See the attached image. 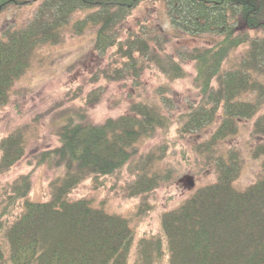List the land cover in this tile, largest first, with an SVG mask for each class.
Here are the masks:
<instances>
[{
  "label": "trees",
  "instance_id": "obj_1",
  "mask_svg": "<svg viewBox=\"0 0 264 264\" xmlns=\"http://www.w3.org/2000/svg\"><path fill=\"white\" fill-rule=\"evenodd\" d=\"M144 1L0 0V13L10 6L37 4L24 25L7 29L0 37V105L27 70L34 50L58 43L69 29L76 35L92 29L93 49L104 53L116 47L115 58H126L123 66L130 69H142L148 61L169 80L185 77L187 69L179 59L171 54L161 57L151 48L152 35L133 32L121 39L118 27ZM150 1L160 2L165 10L167 27L173 31L169 40L208 38L181 53L193 67L191 80L199 100L175 117L160 104L137 101L102 123L84 120L86 107L73 110L59 126L57 146L42 151L35 164L62 170L63 175L50 183V198H28L31 172L11 183L9 205L19 211L8 221V205L0 210V264H264V143L247 148L250 158L260 161L263 155V160L260 175L241 190L233 183L245 154L237 146L222 150L220 144L238 134L245 125L242 121L264 105V0ZM79 11L84 16L72 21ZM242 45L247 48L235 66L223 71L232 51ZM101 72L107 80L122 75L115 67ZM88 96L84 105L100 98L99 93ZM217 115L218 125L195 151L208 160L216 180L163 212L158 234L136 241L127 218L93 206L86 197L69 198L84 179L97 186L101 176L137 166L133 160L138 140L164 135L173 125L182 136L200 131L213 125ZM253 132L254 137H264V112L254 121ZM24 150L18 131L0 139V172L18 162ZM147 180L133 185L132 193L144 191L151 184Z\"/></svg>",
  "mask_w": 264,
  "mask_h": 264
},
{
  "label": "rangeland",
  "instance_id": "obj_2",
  "mask_svg": "<svg viewBox=\"0 0 264 264\" xmlns=\"http://www.w3.org/2000/svg\"><path fill=\"white\" fill-rule=\"evenodd\" d=\"M36 7L37 4L10 6L3 10L0 13V37L5 30L24 25L33 16ZM83 16V12H76L72 21ZM167 22L161 3L147 0L141 2L118 27V31L121 39L133 32H138L140 37L152 35L155 41L151 42V48L161 57L171 54L187 69L186 76L176 80H169L148 61L137 71L128 68V65L123 66L127 60L115 58L116 47L104 53L94 50L92 29H87L83 35L73 34L71 29L65 30L58 43H46L34 50L27 70L12 84L7 102L0 105V139L18 131L25 142L22 158L9 170L0 172V210L8 205V221L13 220L19 211L15 204L9 205L12 202L9 189L19 175L32 174L29 199L39 201L50 198V183L63 175L62 170L35 164L42 151L57 146L59 126L72 116L73 110L86 107L84 120L88 118L92 123H102L108 117L126 112L129 105L137 101L160 104L162 111L172 117L196 104L199 94L191 80L193 67L181 53L193 45L204 44L208 38L174 37L169 40L173 31L167 27ZM246 48L242 45L232 51L222 70L235 66ZM135 57L136 65L140 66V58ZM113 67L119 68L122 75L119 79L107 80L101 70ZM91 93H99L100 98L85 106V99ZM247 98L252 99V95L248 94ZM262 112L264 105L251 119L242 121L245 125L240 127L238 134L220 143L222 150L237 146L240 153L245 154L241 172L233 183L239 190L260 175L263 155L259 157L260 161L250 158L247 148L254 143H264V137L253 136L254 121ZM219 121L220 116L217 115L210 127L184 136L178 134V126L173 125L164 135L156 134L138 140V153L133 160L137 166H133L132 170L124 167L111 176H101V183L97 186L92 179H84L70 191L69 198L86 197L93 206L127 218L135 229L136 241L147 234H158L163 212L176 208L198 187L216 180L213 167L207 165L208 160L205 161L195 151L198 143L208 140ZM184 176L193 177L194 185L179 182ZM142 179H149L151 184L144 191L141 189L133 194V185H140Z\"/></svg>",
  "mask_w": 264,
  "mask_h": 264
},
{
  "label": "water",
  "instance_id": "obj_3",
  "mask_svg": "<svg viewBox=\"0 0 264 264\" xmlns=\"http://www.w3.org/2000/svg\"><path fill=\"white\" fill-rule=\"evenodd\" d=\"M179 182H182L184 185L193 186L194 180L191 176H184L183 178L179 179Z\"/></svg>",
  "mask_w": 264,
  "mask_h": 264
}]
</instances>
